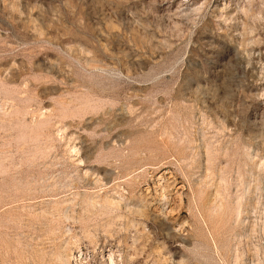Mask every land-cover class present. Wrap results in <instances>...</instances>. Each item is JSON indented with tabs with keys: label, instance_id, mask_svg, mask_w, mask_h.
Returning a JSON list of instances; mask_svg holds the SVG:
<instances>
[{
	"label": "rangeland",
	"instance_id": "rangeland-1",
	"mask_svg": "<svg viewBox=\"0 0 264 264\" xmlns=\"http://www.w3.org/2000/svg\"><path fill=\"white\" fill-rule=\"evenodd\" d=\"M112 252L264 264V0H0V264Z\"/></svg>",
	"mask_w": 264,
	"mask_h": 264
},
{
	"label": "bare ground",
	"instance_id": "bare-ground-1",
	"mask_svg": "<svg viewBox=\"0 0 264 264\" xmlns=\"http://www.w3.org/2000/svg\"><path fill=\"white\" fill-rule=\"evenodd\" d=\"M179 189V188H178ZM179 196V195H178ZM173 213V212H172ZM80 256V254L78 255V256H76L73 260H75V263L76 264H84L82 261H81V258L79 257ZM114 254H113V252L110 254V256H109V258L111 259V263L110 264H115V262H114V260H113V258H114ZM83 259V258H82Z\"/></svg>",
	"mask_w": 264,
	"mask_h": 264
}]
</instances>
